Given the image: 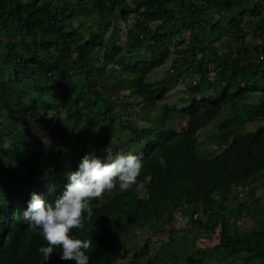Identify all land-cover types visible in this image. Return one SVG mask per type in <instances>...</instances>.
I'll return each mask as SVG.
<instances>
[{"label":"trees","instance_id":"16d2710c","mask_svg":"<svg viewBox=\"0 0 264 264\" xmlns=\"http://www.w3.org/2000/svg\"><path fill=\"white\" fill-rule=\"evenodd\" d=\"M109 150L142 154V188L92 201L72 230L89 264H158L191 233L193 264H225L209 241L227 264H264V0H0V264H40L46 241L19 215L30 193L48 200ZM45 264L75 261L57 249Z\"/></svg>","mask_w":264,"mask_h":264},{"label":"clouds","instance_id":"9594fccd","mask_svg":"<svg viewBox=\"0 0 264 264\" xmlns=\"http://www.w3.org/2000/svg\"><path fill=\"white\" fill-rule=\"evenodd\" d=\"M159 163L166 167L163 157L159 159ZM142 167L143 156L140 153L109 150L101 156L88 151L80 157L76 169L66 173V181L50 192L48 200L41 193L32 191L27 207L19 215L22 223L37 231L46 241V244L37 249L42 257L40 264H45L57 249L61 260L89 264L87 250L90 249L92 242L86 238H78L72 230L83 229L84 220L92 217L94 199L111 193L114 189L123 192L133 186L137 189L142 188V184L137 180ZM246 189V186L236 187L237 193L246 192ZM231 217L234 216L229 217L228 225L230 227L231 224L238 225L239 222L235 223V219L230 221ZM176 219L180 221V215H176ZM238 228L240 229L239 225ZM163 237L165 241L166 236ZM147 241H151V238L147 237ZM182 243L183 239L158 251L156 253L158 264H179L176 262L180 259L192 264L198 262L195 249L190 251V246L185 241L188 247L182 252ZM215 246L217 245L213 242V247L210 245L207 249L208 254L227 264L231 260L228 250ZM169 260L171 263H168Z\"/></svg>","mask_w":264,"mask_h":264},{"label":"rangeland","instance_id":"374dc122","mask_svg":"<svg viewBox=\"0 0 264 264\" xmlns=\"http://www.w3.org/2000/svg\"><path fill=\"white\" fill-rule=\"evenodd\" d=\"M227 107V106H226ZM224 108L223 110H222V112L220 113V115L216 118V119H214V120H212L209 124H207L205 127H203L202 129H200L199 130V132H198V135L202 138V140H204L205 142H207V140H208V138L210 137L209 136V134H211V133H213V132H215L216 131V128H217V125H218V122L220 121V120H222V118L223 117H225L227 114H228V108ZM145 108V113H147V112H150V115L149 116H154L155 115V111H151L152 110V108H151V106L149 105V104H147L146 105V107H144ZM206 144V147L208 146V145H210L211 146V148H214L212 145L213 144H210V142H207V143H205ZM203 146H204V144L203 145H201L200 147H199V153H198V155L199 156H203L204 157V152L203 151H201V150H204L205 148H203ZM260 194H263L262 196H264V191L262 190V189H260ZM232 198L230 199V201H229V203H228V205H227V207H230V209H229V211L228 210H226L227 212H229V213H233V212H236V210L238 209V208H241V207H244L245 206V204H246V202H247V193L246 192H241V193H239L238 194V198H233V197H235V193L232 191V193L231 194H229ZM234 209V211L233 212H231L232 210ZM228 213V214H229ZM230 216H232V215H230ZM233 219H235L234 217H231L230 218V221H232ZM245 223V225H246V227L244 226V225H241L242 223ZM238 225H239V227L241 228V226H243L244 227V231H247L248 229L250 230L252 227H255V226H253V224H251V223H249V222H246L245 220H242V221H240V223H238ZM188 234V233H187ZM187 234H185V235H187ZM184 237V236H183ZM182 237V238H183ZM182 238L181 239H177V241H174V242H172V244H177V242L178 241H180V240H182ZM203 238H204V235H203ZM194 238H193V234L191 233L189 236H187V239H186V243L190 246V251H192V250H194L195 249V247H194ZM186 243L184 242V243H182L181 245H182V248H183V250H182V252L185 250V249H187V245H186ZM211 241H209V244L211 245ZM231 264H236V262H232Z\"/></svg>","mask_w":264,"mask_h":264},{"label":"built area","instance_id":"2783aa9c","mask_svg":"<svg viewBox=\"0 0 264 264\" xmlns=\"http://www.w3.org/2000/svg\"><path fill=\"white\" fill-rule=\"evenodd\" d=\"M260 58H262V57L260 56Z\"/></svg>","mask_w":264,"mask_h":264}]
</instances>
